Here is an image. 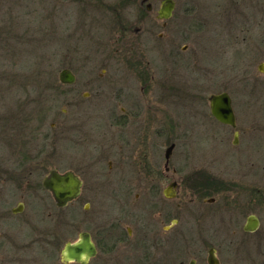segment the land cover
<instances>
[{"label": "flooded vegetation", "instance_id": "1", "mask_svg": "<svg viewBox=\"0 0 264 264\" xmlns=\"http://www.w3.org/2000/svg\"><path fill=\"white\" fill-rule=\"evenodd\" d=\"M135 1L62 0L65 29L90 38L93 44L85 49L79 70L71 63L63 69L74 78L60 83L61 110H38L32 102L29 110L24 104L14 110L0 108V264H185L182 245L190 242L182 237L181 216L187 203L195 214L193 224L201 230L211 224L212 207L217 204L224 211L236 191L248 206L260 207L261 157L249 156L252 150L256 153L250 134L259 130L261 119L246 114L239 128L230 97L234 125L222 123L212 115L209 97L215 94H211L207 163L183 161L178 151L180 119L183 110L192 118L197 88L182 84L168 70L189 68L196 55H188L187 45L180 50L174 46L162 52L172 62L161 58L163 63L156 66L146 61L149 48L127 40L129 34L146 31L147 24L160 29V38L178 35L179 20L174 17L179 0H171L174 6L167 18L159 14L165 0H139L141 13L133 27L124 11ZM184 1L200 4L202 0ZM229 3L215 0L212 5ZM237 4L251 12L239 20L237 66L243 70V82H256L264 77V0ZM71 12L77 20L73 26ZM227 21L223 9L221 20L212 22L216 23L213 32L224 30ZM222 93L227 92L218 94ZM244 103L245 108L251 105L248 100ZM239 147L240 158L232 157L235 162L218 158L219 152L231 157L228 152ZM233 165L254 166L253 177L241 178L243 183L252 181L250 188L236 185L221 169ZM54 173L68 177L77 189V196L63 206L44 186ZM184 193L191 196L187 203ZM55 211L64 212L61 229L54 226ZM250 217L259 224L253 232L243 230ZM244 220V235L258 231L257 216ZM82 234L88 235L94 255L65 261L62 250L81 241ZM210 249L216 251L207 250L206 264ZM188 251L184 249V254ZM215 256L221 264L216 252ZM196 262L192 258L187 264Z\"/></svg>", "mask_w": 264, "mask_h": 264}, {"label": "rangeland", "instance_id": "2", "mask_svg": "<svg viewBox=\"0 0 264 264\" xmlns=\"http://www.w3.org/2000/svg\"><path fill=\"white\" fill-rule=\"evenodd\" d=\"M237 1L241 3V0H230L228 5L222 7L218 4L216 7L212 5L215 0H202L200 4L179 0L174 17V21L179 20L178 35L169 33L160 38V29L146 24V31L129 34L127 38L137 45L148 47L145 60L155 63L156 66L163 63L161 58L166 62L173 61L167 59L168 54H162L167 53L170 47L176 46L180 50L182 46L187 45L190 48L188 55H196L189 68L168 70L169 73L173 72V78L181 80L182 84L191 83L197 88L198 101L194 108L192 106V118L183 114V110V117L180 119L182 130L178 151L183 161L203 165L207 163L206 158L210 152L207 129L210 126L207 119L210 114L207 97L211 94L225 91L230 95L239 128L243 125V116L246 114L261 119L259 130L250 134V141L254 143L256 153L253 155L252 150L249 156L252 159L261 157L260 207L248 206L244 195L236 191L227 199L224 211L217 204L212 207L211 224L201 230L193 224L195 214L192 212V206L187 203L191 196L182 194V199L187 205L182 208L181 233L182 237L190 242L182 245V261L185 264L192 258L198 259L196 264H206V253L210 247L216 249L221 264H264V77L256 82H243V70L237 66V54L241 49L238 44L242 36L238 32L239 20L244 13H251L245 5L237 4ZM140 8L137 0L124 11L126 19H131L129 25H136L135 20L141 13ZM223 9L228 15L227 26L218 33L213 32L216 23L213 25L212 22L221 20ZM63 13L62 0H0L2 110H14L19 104H24L23 108L29 110L30 102L34 103L38 110H61L63 91L59 74L70 63L72 68L79 70L78 63L87 55L85 49L93 44L90 38L65 29L66 17ZM215 13L219 15L217 19ZM74 17L71 12L70 26L76 24ZM195 18H199V25H195ZM164 46L166 50H160V47ZM165 66L172 68L168 63H165ZM245 100L251 104L248 108H245ZM3 104L4 107L1 106ZM244 146L241 144L240 147ZM240 147L228 152L231 157L219 152L218 158L231 164L235 162L232 157L240 158V154H237ZM249 167L242 169L239 165H233L223 166L221 169L227 172V177L233 179L236 185L242 184L250 188V179L247 180L251 182H241L244 174L248 178L254 176V166ZM63 215L64 212L55 211L52 219L57 229L63 228ZM249 215L257 216L260 226L257 232L244 235L241 228L244 219ZM184 249L189 251L184 254Z\"/></svg>", "mask_w": 264, "mask_h": 264}, {"label": "water", "instance_id": "3", "mask_svg": "<svg viewBox=\"0 0 264 264\" xmlns=\"http://www.w3.org/2000/svg\"><path fill=\"white\" fill-rule=\"evenodd\" d=\"M174 3L171 0H165L162 3V7L159 14L161 17L167 18L171 16ZM73 75L67 70H62L59 74L60 83H71L73 81ZM227 93L213 95L209 97L211 103V112L213 117L222 122L234 125V114L231 106V99ZM74 182L68 177L60 176L56 173L53 174L50 180L44 183L45 188L49 189L54 197V200L59 206L66 204L68 200H71L77 196V189L74 188ZM258 221L254 217L248 219L247 225L243 230L253 232L258 228ZM82 240L73 244H67L62 250L63 259L70 261H80L84 254L87 257L94 255V248L87 234L81 235ZM213 249L208 251V264H219L215 256Z\"/></svg>", "mask_w": 264, "mask_h": 264}]
</instances>
